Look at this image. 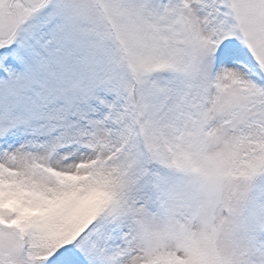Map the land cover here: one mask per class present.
I'll return each mask as SVG.
<instances>
[{
    "label": "snow or ice",
    "instance_id": "obj_1",
    "mask_svg": "<svg viewBox=\"0 0 264 264\" xmlns=\"http://www.w3.org/2000/svg\"><path fill=\"white\" fill-rule=\"evenodd\" d=\"M0 264H264V0H0Z\"/></svg>",
    "mask_w": 264,
    "mask_h": 264
}]
</instances>
